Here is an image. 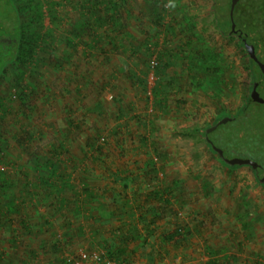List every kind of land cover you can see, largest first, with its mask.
<instances>
[{
	"label": "rangeland",
	"instance_id": "374dc122",
	"mask_svg": "<svg viewBox=\"0 0 264 264\" xmlns=\"http://www.w3.org/2000/svg\"><path fill=\"white\" fill-rule=\"evenodd\" d=\"M40 1L46 19L35 30L52 28L54 44L43 41L36 63L27 69L11 64L0 80V172L8 178L6 188L0 189V264H60L62 259L76 260L81 250H92L89 227L77 218L73 203L62 207V195L50 197L45 190L50 189L47 179L57 182L60 174L70 172L77 190L87 178L97 190L90 212L99 237L112 241L110 223L101 224L108 210L101 209L100 198L109 205L120 198L101 190L115 185L116 176L128 177L131 189L142 183L129 178L141 176L150 186L165 181L173 188L165 216L158 220L161 229L168 232L175 221L198 228L187 247L167 246L169 253L163 251L157 264H223L226 254L239 258L228 264H258L256 253L264 257V189L248 166H224L201 136L218 109L234 115L250 91L248 60L235 39L227 42L220 36L213 1L175 0L174 9L167 6L169 0H50V7L48 0ZM99 2L111 9L97 7ZM49 9L58 26L51 25ZM111 13L123 26L116 25ZM75 26H80L81 36L71 41ZM169 51L180 59H173L166 75H178L182 90L171 93L164 113L154 108L151 98L146 101L129 69L141 76L147 61L154 64L159 56L166 60ZM22 71L26 96L16 84ZM148 79L152 93L158 79L153 72ZM120 106L127 111L124 118L118 117ZM195 126L200 135L183 133ZM143 136H149L146 145ZM152 142L164 154V160H156L164 171L149 174ZM55 170L57 178L51 177ZM72 193L65 189L63 195L70 200ZM12 198L14 231L1 216ZM23 218L31 234L19 223ZM54 242L62 251H52ZM207 245L220 250L212 263Z\"/></svg>",
	"mask_w": 264,
	"mask_h": 264
},
{
	"label": "trees",
	"instance_id": "16d2710c",
	"mask_svg": "<svg viewBox=\"0 0 264 264\" xmlns=\"http://www.w3.org/2000/svg\"><path fill=\"white\" fill-rule=\"evenodd\" d=\"M213 6L212 11L214 12V22L217 25V29L219 30L220 36H222L227 42L235 39V44L239 48L241 55L248 60V65H246V70L250 78L253 80H257L261 86H264V77L262 76L260 71L255 70L256 63L253 59H251L244 47L243 41L239 37V35L235 34L236 31L242 34V37L246 38V40L253 44L256 48V53L258 57L264 61V0H239L235 6L233 20L230 17V5L231 0H212ZM24 4V17H23V27L22 30V41L18 47L16 52V56L14 62L12 64H19L22 68L27 69L32 66V64L36 63L40 58V50L41 43L45 40H48L50 44H54V34L52 33V28L46 29L44 31L35 30L36 24L42 25L44 19H46V14L43 11V3L38 0L35 2L25 1ZM47 4L49 7L51 6V1L48 0ZM97 7L103 5L104 8L110 10L111 7L108 4H104V2H99L96 4ZM50 13V14H49ZM48 17L50 19L52 26H58V17L49 9ZM110 18L116 22L118 27L123 26L122 21H118L116 14H112ZM118 19V20H117ZM164 15L160 16L159 21H163ZM235 23L236 30H232V23ZM84 26L86 24L84 23ZM30 28H33L31 31ZM72 32L74 33V38H70L69 40L74 41V39L80 38L81 30L80 26H75L72 28ZM152 56V51H150ZM72 55V52H70ZM166 60L162 59L160 56L158 58V62H154L151 64L150 61L145 63L146 70L141 71V76L130 68V76L133 80H137L139 82L141 92L146 97V101L148 102L151 98V102L155 109L163 111L167 113L165 109H167V105L170 101V95L174 91H181V82L180 77L178 75L168 77L166 74L168 69L174 65V60H179V56L173 51H169L166 54ZM10 67V66H9ZM7 67L4 72L8 70ZM153 72L158 79L157 84L154 88H152V93H150L149 88V74ZM4 73L0 75V80L3 77ZM25 71H22L18 78H16V84L19 87V92L23 95H27V84L24 79ZM167 77V79L159 78ZM251 82V83H252ZM255 82V81H254ZM250 83V84H251ZM252 88V87H250ZM80 88H78L79 90ZM262 96L264 97V87L260 89ZM115 100H117V94L115 93L112 96ZM97 108H101L100 104L97 105ZM127 115V111L123 106L119 108V118H124ZM227 115V113H222L220 109H218L217 117L221 119ZM233 119L227 122L226 124H222L216 128L213 132L205 133L204 131L201 133L204 135V143L207 142L206 135L212 138L214 143L222 147L227 151L226 147H223V144L219 141V139H214L216 137V132L220 128L231 127V129L227 130V138L230 147L233 146L232 151L236 149V146L243 142L252 143V148H257V155L264 156V104L256 103L253 100L248 101L245 104H242L238 111L233 115ZM216 124V123H214ZM239 127V125H241ZM154 124L152 125L151 134L154 132ZM240 131L243 132V137L240 134ZM183 133L198 136L200 135L199 127L195 126L191 130H184ZM150 134V135H151ZM149 136H143L142 143L146 145L148 143ZM154 154L148 158L146 170L147 173H158L160 171H164L163 167H156V160H164L163 152H160L158 147L155 145V142H152ZM249 143V144H250ZM250 147V146H249ZM251 148V147H250ZM231 149V148H230ZM229 149V150H230ZM225 151V152H226ZM228 152H226L227 154ZM232 152H230L231 154ZM88 155L87 152H84V156ZM2 150H0V162L2 161ZM258 162V164L264 165V158H251ZM224 165L222 160H220ZM234 167V166H233ZM58 171H54L52 176L57 178ZM86 177V175H82V179ZM128 177L116 176L113 180L115 185L109 184L107 187H104L101 191L106 195H112L114 193H118L120 198L113 202V205H109L105 202L104 196L100 198L99 205L102 210L107 211L105 213V218L101 221L102 225L110 223V232L112 236V241L104 238L102 236H98L100 230L97 228V223L92 222L94 220L93 215L90 212L92 208V203L97 199L96 195L97 190H95L90 182V179H83L81 181V189L77 190L75 184H73V175L70 172L69 174H60L61 181L51 182L47 179L45 182L50 186L49 191L45 188L46 192H49V196L53 197L55 194H61L60 205L62 207L66 205H70L73 203V211L77 213V218L81 219L85 225L89 227L88 237H91L89 248L96 249L102 248L105 250L106 255L109 259L114 260L118 264H129L133 262H140L138 260H143L141 264H157L163 257L162 252L166 250L167 246L171 245L175 250H182L184 247H187L185 244L190 240L195 232L198 231V228L195 226L194 230L192 226L187 223H178L173 222L174 227L172 229H168V232L161 229L159 218L165 216L164 211L167 210L166 207L171 203V192L173 188H170L169 185L154 183L153 186H150L144 182L141 176H133L129 178L134 181H141V185L134 186L130 189L128 182L126 181ZM152 178V177H151ZM140 179V180H139ZM8 180L5 172H0V189L6 188L4 184ZM122 181V184L116 186ZM144 182V183H143ZM147 184V186L145 185ZM65 189H71L73 191L72 195L74 196L72 199L68 200L63 194ZM58 192V193H56ZM101 192V194L103 193ZM103 194V195H104ZM119 197V196H118ZM115 203V204H114ZM97 206V203L95 204ZM16 202L14 198L11 199L9 204L3 208L1 212V216L4 217V220L8 222L9 228L11 230H15L12 227V220L9 215L13 212H16ZM93 209V208H92ZM91 209V210H92ZM176 214V212H175ZM113 218L115 220H113ZM19 223L23 226L25 233L31 234L33 230L30 228L28 222L23 218L19 220ZM171 224V222H170ZM79 229L82 231V234L86 233L85 227L80 224ZM35 232V230H34ZM150 237H155L154 241H151ZM13 241L16 242V238H12ZM52 251H62V246L59 242H54L51 246ZM206 251L210 255V262L212 263L214 260L212 257H218L216 255L219 254L220 250L214 249L211 246H206ZM225 250L224 247L221 251ZM166 253H169L166 250ZM259 260L256 261L258 264H264V257L260 253H256ZM159 256V257H158ZM226 261L223 264L232 263V261H237L239 258L237 256H229L224 255L221 259ZM231 260V262H230ZM251 260H249L250 262ZM72 260L62 259L60 264H73Z\"/></svg>",
	"mask_w": 264,
	"mask_h": 264
},
{
	"label": "flooded vegetation",
	"instance_id": "af4514ba",
	"mask_svg": "<svg viewBox=\"0 0 264 264\" xmlns=\"http://www.w3.org/2000/svg\"><path fill=\"white\" fill-rule=\"evenodd\" d=\"M11 1L13 3L12 7L9 4L8 0H0V75L3 74L4 70L14 62L16 52L18 50L20 42L22 41V32H23L22 30L24 29L23 22H22L24 14H25L24 13V4H23L22 0H11ZM229 13H230V11H229ZM235 28H236V26H235ZM235 34L239 35V37L241 38V40L243 41V44H244V40H246V38L242 37V34L240 32H238V30L236 31ZM244 47H245V44H244ZM255 50H256V48H255ZM257 58H258V60L253 59L254 62L256 63L255 70L260 71L262 76L264 77V74L262 73L261 67L259 65V62L264 63V61L261 60L258 57V55H257ZM254 81L258 83L257 89L260 93V96L264 99V97L262 96L261 91H260V89L263 88L264 86L263 87L261 86V88L259 89V86H260L259 82L257 80H253V82H252V79L250 78L249 83L252 82L250 84V87L253 86V84L255 83ZM251 89L252 88H250L248 100L243 102V104L252 100L251 95H250ZM256 103L264 104V101L263 102H257L256 101ZM222 109H220V111H222V113L228 112L227 109L226 110L225 109L222 110ZM227 115L231 116L232 118L234 117L229 112ZM218 120L219 119L216 115L215 121L213 122V124H211V126H213L214 123H216ZM211 126H208L205 128V133H207L206 132L207 129ZM240 126H242V124L239 125V127ZM226 133H227V131H226ZM226 133L221 134V136L219 134H217L216 137L214 138V139H219V141L223 144V147H226V149H227V151H226L222 147H220L223 150V157H221L217 152H215V150H213L209 140L205 143L208 146V148L211 149L212 153L215 155V158H219L220 160H221V158H229V159H231V158H243V159H250L254 162H257V161H255L251 158H264L263 155H260V156L257 155L256 152L258 150V147L252 148L253 140H252V143H250L251 141L246 142L244 144H243V142L239 143L236 146V149L234 151H232L233 146L230 147L229 144H227L228 143V138H227L228 135ZM240 134L242 135V138H244L242 131H240ZM208 138L212 142H214L212 140V138H210V137H208ZM225 151L228 153L226 154ZM230 152H232V153L230 154ZM223 163H225V162H223ZM224 166H226L228 169H234V168H239L242 166H248L252 170V173L254 175V179L256 180V183L264 189V181H262L260 179V176H258V173H257V171L262 170V175L264 174V165L263 164L259 163L258 169H255V168L251 167L250 165H241V164L228 165L227 163H225Z\"/></svg>",
	"mask_w": 264,
	"mask_h": 264
},
{
	"label": "water",
	"instance_id": "95a60500",
	"mask_svg": "<svg viewBox=\"0 0 264 264\" xmlns=\"http://www.w3.org/2000/svg\"><path fill=\"white\" fill-rule=\"evenodd\" d=\"M239 0H231V5H230V17L231 19L233 20V14H234V9H235V6L236 4L238 3ZM235 23L233 22L232 23V30L235 31ZM244 44H245V49H246V52L248 54V56L251 58V59H255V60H258L257 58V54H256V50H255V46L251 43H249L247 40H244ZM259 62V61H258ZM259 65L261 67V70H262V73L264 74V63H261L259 62ZM257 82H255L252 86V89H251V98L254 102H263L264 99L260 96V93L257 89ZM233 118L231 116H225L221 119H219L216 124H214L213 126L209 127L207 129V133H210V132H213L214 130H216V128L222 124H226L227 122H229L230 120H232ZM206 139L207 141L209 140L210 141V144L213 148V150H215V152H217L221 157H223V150L218 147L214 142H212L209 138H208V135H206ZM221 160L225 163H227L228 165H233V164H241V165H250L251 167L255 168V169H258V163L257 162H254L250 159H243V158H221ZM258 173V176H260V179L262 181H264V174L262 175V170L260 171H257ZM262 177V178H261Z\"/></svg>",
	"mask_w": 264,
	"mask_h": 264
},
{
	"label": "built area",
	"instance_id": "2783aa9c",
	"mask_svg": "<svg viewBox=\"0 0 264 264\" xmlns=\"http://www.w3.org/2000/svg\"><path fill=\"white\" fill-rule=\"evenodd\" d=\"M73 264H118L112 259H109L105 250L96 248L92 250H81ZM129 264H141L140 262Z\"/></svg>",
	"mask_w": 264,
	"mask_h": 264
},
{
	"label": "clouds",
	"instance_id": "9594fccd",
	"mask_svg": "<svg viewBox=\"0 0 264 264\" xmlns=\"http://www.w3.org/2000/svg\"><path fill=\"white\" fill-rule=\"evenodd\" d=\"M167 6L174 9L176 7L175 0H169V4Z\"/></svg>",
	"mask_w": 264,
	"mask_h": 264
}]
</instances>
